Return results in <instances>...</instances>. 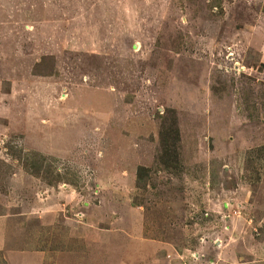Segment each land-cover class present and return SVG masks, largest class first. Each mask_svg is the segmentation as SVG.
Masks as SVG:
<instances>
[{
	"label": "rangeland",
	"instance_id": "374dc122",
	"mask_svg": "<svg viewBox=\"0 0 264 264\" xmlns=\"http://www.w3.org/2000/svg\"><path fill=\"white\" fill-rule=\"evenodd\" d=\"M0 243L264 264V0H0Z\"/></svg>",
	"mask_w": 264,
	"mask_h": 264
},
{
	"label": "crops",
	"instance_id": "0c3cea01",
	"mask_svg": "<svg viewBox=\"0 0 264 264\" xmlns=\"http://www.w3.org/2000/svg\"><path fill=\"white\" fill-rule=\"evenodd\" d=\"M2 244L3 243H0V248L2 247L1 246ZM7 247H9V245ZM6 251H7V248L5 250H3L4 253ZM17 257H18V259H21V260L27 259L30 264H44V262H45L44 254L41 253L40 251L37 253H29V251L22 250L19 253H17Z\"/></svg>",
	"mask_w": 264,
	"mask_h": 264
},
{
	"label": "trees",
	"instance_id": "16d2710c",
	"mask_svg": "<svg viewBox=\"0 0 264 264\" xmlns=\"http://www.w3.org/2000/svg\"><path fill=\"white\" fill-rule=\"evenodd\" d=\"M177 134V133H176ZM166 144V143H165ZM144 170V168H141L140 167V169H139V172H138V174L140 175V177H139V179H138V181H140L141 180V175H142V173H140L141 171H143ZM144 172V171H143Z\"/></svg>",
	"mask_w": 264,
	"mask_h": 264
}]
</instances>
